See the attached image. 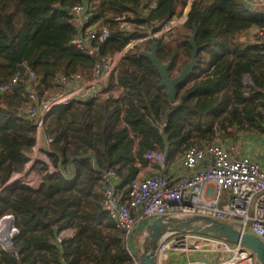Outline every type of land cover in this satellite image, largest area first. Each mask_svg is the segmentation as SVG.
<instances>
[{"label":"trees","instance_id":"obj_1","mask_svg":"<svg viewBox=\"0 0 264 264\" xmlns=\"http://www.w3.org/2000/svg\"><path fill=\"white\" fill-rule=\"evenodd\" d=\"M84 2L0 0V83L21 79L15 91L0 95V189L25 171L34 151L36 126L23 114L29 92L39 98L54 93L60 74L91 78L101 57L161 32L186 13L191 0H90L93 23L111 34L95 57L72 46L77 33L72 15L57 9ZM121 15L133 24L129 32L115 22ZM260 30L264 10L251 12L241 0H194L182 25L128 50L102 98L55 109L44 124L53 142L42 153L62 172L50 174L48 164L38 161L37 189L19 182L0 193V219L13 215L19 230L14 253L0 250V264H130L123 234L102 208L103 173L116 172L125 200L153 151L165 152L172 165L181 160L183 146L263 140L264 57L251 37ZM195 31L198 66L177 88L173 104L141 53L156 42L159 60L170 63V77H177L191 62ZM121 89L123 97L116 99Z\"/></svg>","mask_w":264,"mask_h":264},{"label":"built area","instance_id":"obj_2","mask_svg":"<svg viewBox=\"0 0 264 264\" xmlns=\"http://www.w3.org/2000/svg\"><path fill=\"white\" fill-rule=\"evenodd\" d=\"M192 1V0H191ZM249 11H263L264 0H241ZM72 23L77 33L72 46L92 56L99 55V43L106 42L111 34L107 27L94 24L96 9L90 0L70 9ZM186 21V15L175 19L156 34H149L132 41L122 52L101 57L92 71V77L82 74H60L55 79V92L39 98L36 93L28 95V104L23 114L36 126L34 151L25 171L15 174L0 189V193L14 188L19 182L30 187L41 184L42 177L33 171L40 161L42 150H49L53 140L44 133L46 118L58 108L74 102L89 103L102 98L111 78H116L125 54L135 45L167 35ZM122 32H129L133 24L127 15L117 16ZM251 37L261 46L264 57V30L252 33ZM30 80H35L33 74ZM21 79L15 76L0 83V95L15 91ZM116 99L123 97V89L115 92ZM264 155V140L262 141ZM46 155V154H44ZM47 156V155H46ZM150 173H141L128 186L125 200L118 192L119 177L114 171L102 175V208L115 227L123 234V242L131 257L130 264H141L136 256V243L146 237V228L162 216L186 217L199 215L216 219L234 226L241 233H249L264 243V160H252L240 153L236 145L221 142L203 146H183V173H168V158L165 152L153 151L145 156ZM49 173L62 172L50 161ZM36 175L34 181L32 176ZM142 225V233H138ZM140 234V235H138ZM19 235L13 215L0 219V250L14 253V241ZM61 243V238H58ZM179 255L184 264H259L256 255L242 245L195 233H170L159 242L155 261L166 264Z\"/></svg>","mask_w":264,"mask_h":264},{"label":"water","instance_id":"obj_3","mask_svg":"<svg viewBox=\"0 0 264 264\" xmlns=\"http://www.w3.org/2000/svg\"><path fill=\"white\" fill-rule=\"evenodd\" d=\"M194 0L191 1V3ZM191 3L185 13L189 11ZM57 9L70 14L69 8L58 7ZM196 31L189 42L192 46L191 62L181 71L177 77H170L171 64H164L158 58V44L154 42L148 52L141 53L142 56L150 59L153 66L161 76V87L168 90V97L171 103L176 102L177 88L186 82L198 66L197 56L199 47L195 42ZM9 47L18 63H22L21 57L11 43ZM49 175L45 177L47 179ZM195 233L203 236L225 240L231 244L242 245L250 249L255 255L259 264H264V243L255 235L241 233L234 226L218 221L213 218L193 215L186 217L162 216L146 228V237L141 245L139 260L141 264H156L155 255L160 240L170 233Z\"/></svg>","mask_w":264,"mask_h":264},{"label":"crops","instance_id":"obj_4","mask_svg":"<svg viewBox=\"0 0 264 264\" xmlns=\"http://www.w3.org/2000/svg\"><path fill=\"white\" fill-rule=\"evenodd\" d=\"M251 138V137H250ZM248 139H249V137H248ZM246 139H244V137H242L241 139H239V142H237V143H232V142H227V141H221V140H219L217 143H219V142H221V143H223V144H226V143H228V144H233V145H236L237 146V148L239 149V146L238 145H241V149H239V151H240V153L242 154V155H244V156H248L249 158H251L252 160H264V155H263V152H262V142H261V149H260V151H258V150H256V152L258 153H256V154H254L251 150L252 149H249V148H247L246 147V145H245V143H244V141H245ZM264 140V139H263ZM262 140V141H263ZM31 157H32V155L30 156V159H31ZM181 159H182V157H181ZM40 161H49V159H48V157L46 156V155H44V154H42V156H41V158H40ZM182 161L180 160V164H179V166L178 167H176V166H171V165H168V173L169 174H172V175H179V174H182L183 173V167H182V163H181ZM146 170V171H145ZM150 171H151V169H149V168H143V173H150ZM40 186V184H34L33 185V187L32 188H34V189H37L38 187ZM141 227H142V225L139 227V229H141ZM67 234H69V233H67ZM166 264H184V259L183 258H181L179 255H173L167 262H166Z\"/></svg>","mask_w":264,"mask_h":264},{"label":"rangeland","instance_id":"obj_5","mask_svg":"<svg viewBox=\"0 0 264 264\" xmlns=\"http://www.w3.org/2000/svg\"><path fill=\"white\" fill-rule=\"evenodd\" d=\"M245 83L246 84H250V80H249V78H245ZM261 142H262V139H258V138H255V137H251V138H247L245 141H244V143H245V145H246V147L247 148H249V149H252L251 151L254 153V154H256L257 152H256V150H258V151H260V149H261ZM239 146V149H241V145H238ZM258 154V153H257ZM43 162V161H42ZM180 162V161H179ZM179 162H174L172 165L173 166H176V167H178L179 166ZM171 165V166H172ZM146 171V170H145ZM36 178V175H33L32 176V180L34 181V179ZM142 231H143V229H140L139 231H138V233H142ZM138 235H140V234H138ZM144 241V240H143ZM143 241L140 243V242H137L136 243V256H139L140 255V250H141V245H142V243H143Z\"/></svg>","mask_w":264,"mask_h":264}]
</instances>
